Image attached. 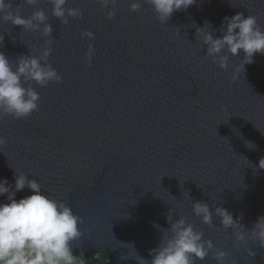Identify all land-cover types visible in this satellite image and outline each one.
Masks as SVG:
<instances>
[{
    "label": "water",
    "instance_id": "1",
    "mask_svg": "<svg viewBox=\"0 0 264 264\" xmlns=\"http://www.w3.org/2000/svg\"><path fill=\"white\" fill-rule=\"evenodd\" d=\"M129 2L117 0L116 15L106 20L97 0H68L66 7L83 16L65 25L48 0L36 6L13 0L24 16L36 7L48 16L49 62L62 79L32 84L40 100L31 116L0 117L7 140L0 146V178L14 184L13 168L23 171L82 218L72 253L85 264H139L136 255L150 261L149 249L170 227L167 215L202 230L228 252V264H264L258 242H235L218 217L210 227L191 208L194 201L222 206L245 230L264 216V169L257 166L264 157V55L256 53L232 81L231 66L240 58L220 69L195 42L193 25L208 21L218 36L222 18L241 12L256 15L264 28V0H196L165 24L149 4L130 11ZM85 29L95 34L90 66L83 59ZM2 33L0 51L10 60L29 48L38 54L46 39L0 21ZM30 193L25 187L15 199ZM196 264L217 262L210 251Z\"/></svg>",
    "mask_w": 264,
    "mask_h": 264
},
{
    "label": "clouds",
    "instance_id": "2",
    "mask_svg": "<svg viewBox=\"0 0 264 264\" xmlns=\"http://www.w3.org/2000/svg\"><path fill=\"white\" fill-rule=\"evenodd\" d=\"M51 14L61 24H68L69 18H81L79 8L66 7L68 0H48ZM101 7L107 9L105 19L111 20L116 15L117 0H97ZM147 3L156 20L165 24L174 11L187 10L196 0H130L129 10L136 11ZM23 4L36 6L38 0H23ZM0 21L21 26L22 31H39L45 37L38 54H20L15 60L0 51V117L10 116L23 120L38 110L40 94L32 86H47L50 82H60L62 77L49 62L52 52V26L44 10L36 7L29 16L20 11V3L14 6L13 0H0ZM195 27V42L204 47V56L210 58L220 69L229 68L230 57H239L241 63L231 66L230 79L235 81L244 72L245 64L253 63L256 53L264 55V28L258 23L254 14L245 16L236 12L221 20L217 30L220 35L214 36L208 21L203 27ZM179 34V31H178ZM81 37L88 38V47L83 54L84 62L91 65L95 34L83 30ZM4 35L0 34V46ZM7 143L5 136L0 135V146ZM249 148L255 145L247 142ZM257 166L264 169V157ZM14 184L7 178H0V196L6 195L7 202H0V264H85L81 256L72 253V242L82 235L78 225L82 218L63 201L57 200L42 191L38 180L29 178L23 171L13 168ZM25 187L31 190L27 196L15 199L16 192ZM192 213L198 216L203 224L213 226V216L219 218L218 226L224 230L232 229V237L239 244L248 240L258 242L264 248V216H259L252 229L245 230L239 218L234 219L231 212L222 206L212 208L203 201L191 203ZM170 227L164 229L160 243L149 249L151 260L138 255L139 264H196L203 261L211 251L217 264H228V252L215 248L213 242L204 238L202 230L186 222L183 216L173 219L167 215ZM159 227V225H154ZM131 245L133 248L132 244ZM134 249V248H133ZM249 255H254L247 247ZM99 258V254H96ZM120 259H128L120 257Z\"/></svg>",
    "mask_w": 264,
    "mask_h": 264
}]
</instances>
